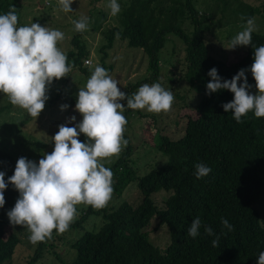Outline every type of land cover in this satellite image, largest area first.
Returning a JSON list of instances; mask_svg holds the SVG:
<instances>
[{"label":"trees","instance_id":"16d2710c","mask_svg":"<svg viewBox=\"0 0 264 264\" xmlns=\"http://www.w3.org/2000/svg\"><path fill=\"white\" fill-rule=\"evenodd\" d=\"M225 22H247L261 14L262 10L246 0H213ZM120 12L117 23L102 30L100 45L102 57L116 39L126 40L127 45L141 48L148 58L149 76L129 86L128 93H135L141 82L155 81L160 69V49L167 34L174 33L183 42V77L199 90L193 111L186 113L183 133L178 137H165L161 149L166 153L163 164L136 175L130 162L131 145L106 167L113 172V190L120 193L133 178L141 191L137 204L122 201L116 206L95 209L83 208L66 230L79 227L89 214L101 216L95 229H88L71 241L75 256L70 260L59 259L58 264H257L258 255L264 251V220L256 202L264 193V117L256 118L253 112L242 117L238 123L231 112L222 105L234 99V93L224 89L207 94V83L212 79L208 72L213 67L224 80H230L242 68L248 83L256 82L250 71L254 63V48L264 45V31L252 33V45L233 62L217 57L210 52L204 38L202 16L198 0H117ZM14 5L21 24V1L0 0V14H6ZM208 15V13L206 14ZM210 17V16H207ZM70 50L71 66L83 72L90 69L84 59L89 49L84 39L75 34ZM90 57V56H89ZM92 60V58H91ZM68 61V57H67ZM240 83H243L241 78ZM133 110H123L128 114ZM135 111V110H134ZM143 115V114H142ZM164 138V137H163ZM162 138V139H163ZM79 139L86 142L81 133ZM38 163V162H37ZM197 163H203L211 172L198 179ZM12 154L0 147V171L5 181L14 174ZM167 191L164 204L158 206L152 194ZM6 203L0 208V264L9 262L19 236L11 231L7 212L14 207L19 192L11 183L4 191ZM165 223L169 241L164 247L154 244L145 227L152 217ZM199 217L201 228L195 238L187 235L192 221ZM226 218L233 230L222 227L221 218ZM210 226L219 237L217 247L212 246L216 236L205 233ZM65 231V232H66ZM57 232L54 230L52 236ZM53 242L37 243L31 255L22 264H33L47 248L57 256Z\"/></svg>","mask_w":264,"mask_h":264},{"label":"clouds","instance_id":"9594fccd","mask_svg":"<svg viewBox=\"0 0 264 264\" xmlns=\"http://www.w3.org/2000/svg\"><path fill=\"white\" fill-rule=\"evenodd\" d=\"M72 3L73 0H58L65 13L72 11ZM107 8L111 16L120 12L117 0H109ZM73 23L75 31L84 32L88 18L82 16ZM18 25L15 6L10 5L6 14H0V92L12 105L37 119L49 98L48 86L71 71L67 56L57 46L64 39V33L39 23ZM258 30L255 18H248L244 29L224 47L235 49L252 45V33ZM253 48L254 63L250 71L258 89L256 94L248 91L252 87L246 75L249 69H240L230 80L222 79L215 67L208 72L212 79L206 85L207 94L224 89L234 93V99L222 107L225 112H231L238 123H242L241 118L249 112L256 118L264 117V45ZM241 78L243 83H240ZM125 99L132 110L146 109L149 113L160 114L171 110L174 95L160 83L143 84L137 92L126 95L107 70L97 65L77 94L75 109L82 114V120L72 127L59 125V131L51 139L54 150L44 154L38 163L21 156L8 182L5 173L0 171V208L6 203L4 191L11 183L20 195L7 212L9 221L13 226L27 228L32 244L51 239L54 230L63 234L76 217L77 205L85 204L95 209L107 206L113 193V172L102 161L118 156L128 143L124 139L128 123L123 115L125 105L120 102ZM60 107L66 110L69 106L62 104ZM74 121V115L68 118V123ZM81 133L86 136V142L79 139ZM195 168L198 179L211 172L203 163H197ZM221 224L233 230L226 218H221ZM200 228L201 220L196 217L187 235L197 237ZM204 231L216 236L210 226H205ZM218 242L216 236L212 246L217 247ZM257 264H264V251L259 253Z\"/></svg>","mask_w":264,"mask_h":264},{"label":"rangeland","instance_id":"374dc122","mask_svg":"<svg viewBox=\"0 0 264 264\" xmlns=\"http://www.w3.org/2000/svg\"><path fill=\"white\" fill-rule=\"evenodd\" d=\"M20 1L21 24L18 26L39 23L41 26L64 33V39L59 41L57 46L68 57L67 63L71 71L66 77L54 80L48 86L49 98L37 119L32 118L26 110L12 105L8 97L0 92V147L12 154L15 166L21 156L39 162L44 154L54 150V141L51 139L59 131V125L67 124L72 127L83 118L82 114L75 109V104L79 88L85 87L91 72L86 73L74 65L71 66L70 50L74 47L71 42L73 35L76 34L79 39H84L89 49L92 64L86 67L90 71L97 65L104 67L126 95H130L128 91L131 84L150 75L145 52L141 48L128 46L126 40L116 39L108 50L107 56L102 57V52L99 49L103 42L101 32L106 26L117 23V16L109 14L110 10L107 8L109 0H73L72 11L68 13L61 10L58 0ZM246 1L258 5L262 10L261 14L253 17L259 29L255 32L261 33L264 31V0ZM213 2V0H198L197 2V7L201 11L200 15L205 14L201 18L204 38L211 53L217 57H223L227 62H233L245 53L246 46L227 49L224 45H229L230 40L244 29L246 22H225L227 17L221 18V12L215 5L212 9ZM207 13L208 15H206ZM82 16L88 18V27L84 32H77L73 21L79 20ZM183 45L177 35L168 33L166 42L159 51L160 69L156 80L141 82L134 89L137 92L143 84L160 83L164 89L170 90L174 95L171 110L167 113L153 114L145 109L133 110L128 114L124 139L132 147L130 162L136 175H142L149 169L165 162L166 153L161 149L160 142L163 143L166 140L165 137L175 138L181 135L187 119L186 113L194 114L193 107L198 100L199 90L183 77L185 70ZM248 91L251 94H256L258 89L252 85ZM120 102L125 105V108L127 107L126 99ZM62 104H67L69 107L66 110H61ZM73 115L76 117V121L68 123V118ZM126 146L122 147V150ZM118 156L103 160L104 166L110 165ZM167 193L165 190H160L152 194L153 200L158 206L164 204ZM140 198L141 191L137 186V180L133 178L120 193L113 190L106 207L116 206L122 201L137 204ZM256 205L264 220V193ZM87 206L85 204L77 205L76 217ZM100 223L101 216L92 212L79 227L63 234H54L47 241L53 242L55 245L53 249L57 251L59 257L47 248L33 264H58L60 258L70 260L75 256V249L72 248L71 241L83 231L97 228ZM145 229L148 238L157 246L164 247L168 243L167 226L165 223L159 222L157 217H152ZM11 231L19 236V242L15 246L11 260L5 264H22L31 257L37 244L34 245L30 242V232L27 228L20 225L13 226L10 223L7 233Z\"/></svg>","mask_w":264,"mask_h":264},{"label":"built area","instance_id":"2783aa9c","mask_svg":"<svg viewBox=\"0 0 264 264\" xmlns=\"http://www.w3.org/2000/svg\"><path fill=\"white\" fill-rule=\"evenodd\" d=\"M91 61H92L91 57H89V56L84 59V62L87 63V64H90Z\"/></svg>","mask_w":264,"mask_h":264}]
</instances>
